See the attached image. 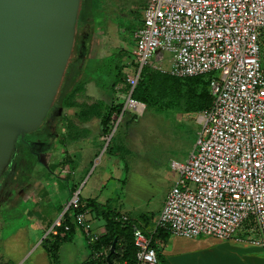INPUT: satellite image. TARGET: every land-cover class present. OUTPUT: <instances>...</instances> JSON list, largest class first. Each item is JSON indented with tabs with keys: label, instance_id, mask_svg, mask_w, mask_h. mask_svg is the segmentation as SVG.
<instances>
[{
	"label": "built area",
	"instance_id": "obj_1",
	"mask_svg": "<svg viewBox=\"0 0 264 264\" xmlns=\"http://www.w3.org/2000/svg\"><path fill=\"white\" fill-rule=\"evenodd\" d=\"M264 0H147L142 26L134 34L132 57L137 67L127 74L131 90L124 112L143 113L146 105L132 97L142 70L170 53L171 69L153 66L175 77L210 76L213 103L197 113L202 128L186 163L169 192L156 228L171 235L213 237L250 243L264 249ZM80 190L50 232L57 234L64 214L84 236L97 243L102 234L93 224ZM127 219V217H124ZM251 230L239 234L247 222ZM66 229H69L66 226ZM136 264H159L152 236L135 229ZM95 258L107 251L94 252Z\"/></svg>",
	"mask_w": 264,
	"mask_h": 264
},
{
	"label": "rangeland",
	"instance_id": "obj_2",
	"mask_svg": "<svg viewBox=\"0 0 264 264\" xmlns=\"http://www.w3.org/2000/svg\"><path fill=\"white\" fill-rule=\"evenodd\" d=\"M104 2L107 14L105 15L110 23L103 33H94L91 40H86L87 37L84 40L87 46L85 56L89 54L96 58V61H101L115 51L131 48L132 35L144 17L147 0ZM170 56V53L166 52L162 63L157 61L156 57L152 58L151 62L153 66H161L168 71L171 69ZM261 60L264 69V46L261 50ZM133 61L135 62L134 59ZM126 72L129 73L128 68ZM221 74V71H215L209 76L218 78ZM205 82L206 79H202L197 87L205 88ZM94 83L88 84L86 92L79 95L80 103H93L105 98V93ZM124 88V84L119 85L120 91L115 103L124 102L125 107L127 92L124 93ZM185 89L186 87L183 91ZM207 89L209 90L208 86ZM79 110L77 107L69 108L66 112L59 109L51 113L50 122L60 114L67 115L73 122L71 128L61 122L62 129H52L53 136L63 131L65 133L62 136L32 143L30 147L28 140L33 139V134L29 132L26 135L28 143L25 141L22 145H17L18 149L22 148L25 153V156L19 159L21 162H18V166L26 174L23 177L20 171L10 168L6 169L0 179V264H87L92 261L93 250L87 238L79 232L75 233L72 241L63 243L57 254L48 251L46 246L41 244L69 203L72 183L78 182L77 190H80L82 197L100 202L108 201L113 208H118V204L124 201L137 200L139 205L134 212H154L159 215L169 192L180 178V172L173 167V162L182 164L188 161L202 128L197 114L161 111L151 107H146L143 113L126 110L122 116H115L112 131L118 121L119 124L109 142L108 137L112 132L101 139L99 135L94 134L87 142L85 139H79L77 145L83 149L78 148L75 151L77 154L74 152L76 156L73 160L78 163L76 172L73 176L66 177L62 176L65 173L61 175V166L50 164L57 161L60 152L58 155L54 154L51 160L50 153L44 150L54 152L53 148L60 143L61 137L69 135L78 138L84 135L74 129H102L98 118L87 123L81 121L77 117ZM107 142V148L110 142L113 147L110 153L106 152L107 148L103 151ZM58 146L60 147L59 144ZM37 180L42 183L40 188L36 185ZM46 193L48 196L45 199L38 200L39 195ZM129 194H132L133 198L128 199L127 196H132ZM37 211L41 212L42 216L37 215ZM137 215L138 213H135L132 217ZM94 222L95 220L93 224ZM136 224L141 231L147 233H153L156 228L151 214L147 223L137 221ZM96 225L95 222L94 226ZM171 240L168 254L190 253L208 247L209 256H214L215 253L214 250H209L210 247L217 246L218 242H225L213 237L205 240L203 237L190 239L175 235L171 236ZM158 260L160 264L159 257Z\"/></svg>",
	"mask_w": 264,
	"mask_h": 264
},
{
	"label": "trees",
	"instance_id": "obj_3",
	"mask_svg": "<svg viewBox=\"0 0 264 264\" xmlns=\"http://www.w3.org/2000/svg\"><path fill=\"white\" fill-rule=\"evenodd\" d=\"M105 7L104 0H82L73 54L67 65L53 107L37 130L32 132L33 139L28 140L30 147L32 143L51 140L53 138L52 129H62V125H66L67 128L73 126V122L65 114L55 116V119L50 122L51 113L56 110L78 107L80 110L77 113V117L81 121L85 122L92 118L100 119L104 135L112 132L115 116H119L123 112L124 102L119 104L115 102L120 91V84H124L125 86L123 89L124 93L127 92L128 94L131 90V86L127 81L128 72H126V68L130 72L137 67L133 61L131 52L132 44H134V35H132L131 48L129 50L121 49L115 51L101 61H96V58L89 56V54L85 56L87 47L86 43H84L86 42L84 41L85 37H87L86 40H91L94 33H103L110 23L107 20ZM114 23L119 24L117 22ZM142 24L143 18H141V23L137 29ZM209 78L210 76L179 78L156 69L152 65H147L142 70L141 77L133 90L132 97L145 104L146 107H151L155 110L197 114L208 109L213 103V95L209 88ZM202 79H206L205 88L197 87ZM92 81L105 93V98L99 99L92 104L80 103L78 101L79 95L85 93L87 84ZM184 87L186 89L183 91ZM61 122H63L62 125H60ZM38 131L40 132L36 133ZM26 135L17 139L14 153L7 167V169L14 168L15 171H20V175H23V177L26 173L25 171H21V169L18 170L20 168L18 162H21L19 159L23 158L25 153L21 150L22 148L18 149L17 145L20 143L22 145L26 141ZM28 141L26 142L28 143ZM65 141L66 138H63L62 142ZM111 142H113V138ZM111 142L106 150L108 153L113 150ZM75 190L72 189L73 192ZM82 201L85 207L75 211L89 209L91 213L95 212L105 220L106 228V233L102 235L97 243L91 244L88 241L93 250V260L87 264H108V255H110L112 264H136L137 246L135 244V229L139 228L136 222L128 218L124 219L109 203L100 204L93 198H82ZM66 226L69 229H66ZM77 228L78 226L73 218L72 210H68L64 214L63 224L57 227V234L50 232L44 237L41 244H44L48 251H54L57 254L63 243L72 240ZM144 233L152 236V247L156 250L158 240L161 238L166 240L169 236H172L169 231L163 228H155L153 233ZM115 239H117L115 252L110 254ZM99 250L107 251V255L94 258V252ZM158 257L160 258V264H171L162 255L158 254Z\"/></svg>",
	"mask_w": 264,
	"mask_h": 264
},
{
	"label": "water",
	"instance_id": "obj_4",
	"mask_svg": "<svg viewBox=\"0 0 264 264\" xmlns=\"http://www.w3.org/2000/svg\"><path fill=\"white\" fill-rule=\"evenodd\" d=\"M81 2L0 0V179L17 139L35 131L53 107L75 47ZM107 260L112 264L110 255Z\"/></svg>",
	"mask_w": 264,
	"mask_h": 264
},
{
	"label": "crops",
	"instance_id": "obj_5",
	"mask_svg": "<svg viewBox=\"0 0 264 264\" xmlns=\"http://www.w3.org/2000/svg\"><path fill=\"white\" fill-rule=\"evenodd\" d=\"M92 82H89L88 84H90ZM94 84H96V83H94ZM86 90H87V88H86ZM89 104H92V103H89ZM66 110H68V109H64L65 112H66ZM92 119H94V118H92ZM91 120L85 121V123H87ZM74 130L77 131L78 133L81 132L84 135L79 136L78 138L77 137L72 138L69 135L65 136L64 137V138H66L65 142H62L63 138L61 137L60 141H59L60 143H58L60 145V147L57 144V147H59V149L56 146H54V148H53L54 152L50 151V150H44V152L47 151L50 153L51 160L54 158V154L58 155V152H60L61 155L58 157V159L56 158L57 161L55 163L50 162V164H53L54 166H58V167L61 166L62 167L61 175L65 173L62 176H66V177H69L70 175L73 176L74 172H76V166H78V163H75L73 160V158L76 156V155H74V152L77 151L78 148L83 149L77 145V142L79 141V139H82V140L85 139V141L87 142V139L92 137L94 134L99 135L100 139L102 138V136H105L102 132L103 131L102 129H96V131L93 129H82V131L80 129H74ZM63 133H65V132L62 131V132H60V134L53 136V138L55 139L58 135L62 136ZM73 149H74V151H73ZM96 149H98V147ZM75 154H77V153L75 152ZM47 164H49V163H47ZM18 170H20V169L18 168ZM74 177H76V176H74ZM36 182H37V184H36L37 187L40 188L42 183L38 180ZM77 183L75 181L72 183L73 184V190H75V188H76L75 191H77V188H78ZM72 193H73V191H72ZM129 195H132V194H129ZM47 196H48L47 193L45 195H43V194L41 196L39 195L38 200L41 199L40 201H42V199H45V197H47ZM83 198L89 199V198H85V197H83ZM127 198L128 199L133 198V195L127 196ZM134 198H136V197H134ZM98 202L100 204L108 203V201L107 202L98 201ZM131 205L134 207H132ZM137 205H139L137 200L130 199V200H127V202L124 201L121 204H118V208H113V209H115L123 217H127L129 220H132L134 222L140 221L143 223H147L148 219H149V215L151 214L153 217L154 224L156 225L155 222H156L158 215H156L154 212H142V211L141 212H134L135 211L134 209L136 208ZM64 209H65V207H64ZM36 213H37V215L42 216L41 212L37 211ZM135 213H138V215L136 217H132V215ZM91 217H92L93 221L95 220V222L97 224L96 227H98L100 229L101 234L104 235L106 233L105 220L101 216H98L95 212L91 213ZM95 222H94V224H95ZM251 226H252V223L250 221L247 222L244 226V229H242L239 234L245 235L247 230H251L250 229ZM77 232L84 235L79 227L76 229L75 233H77ZM202 237L203 236L196 237V238H202ZM203 238L205 240H207L208 237H203ZM190 239H194V238H190ZM72 240H73V238H72ZM171 241H172L171 236H169L166 240L161 238L160 240L157 241V251H158L157 255L158 254L162 255L167 260V262H169L171 264H206V263H210V264H264V249L262 247H259L256 245H252L250 243H241V242H237L234 240L233 241L218 242L219 244L217 246L210 247L211 249H209V250L215 251V253H213L214 256H209L208 255L209 251L207 249L208 247L198 249V250H195L194 252H190V253L180 252V253H175V254H173V253L168 254L167 249H169V247L171 245ZM221 241H223V240H221ZM207 257H208V260H207Z\"/></svg>",
	"mask_w": 264,
	"mask_h": 264
},
{
	"label": "flooded vegetation",
	"instance_id": "obj_6",
	"mask_svg": "<svg viewBox=\"0 0 264 264\" xmlns=\"http://www.w3.org/2000/svg\"><path fill=\"white\" fill-rule=\"evenodd\" d=\"M41 131V130H40ZM15 166H16V164H15ZM12 170V169H11ZM13 170H15L14 168H13Z\"/></svg>",
	"mask_w": 264,
	"mask_h": 264
}]
</instances>
